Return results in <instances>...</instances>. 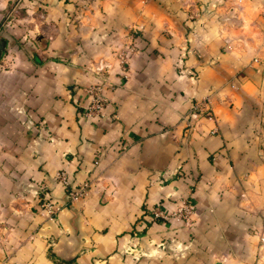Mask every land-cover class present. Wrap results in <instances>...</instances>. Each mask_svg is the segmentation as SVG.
<instances>
[{"label": "crops", "instance_id": "1", "mask_svg": "<svg viewBox=\"0 0 264 264\" xmlns=\"http://www.w3.org/2000/svg\"><path fill=\"white\" fill-rule=\"evenodd\" d=\"M260 7L0 0V264H264L260 66L235 36ZM97 74L108 102L84 118ZM205 95L211 116L190 115ZM60 168L70 185L89 181L83 197L67 200L53 180ZM30 180L60 202L54 218ZM184 198L190 224L151 219Z\"/></svg>", "mask_w": 264, "mask_h": 264}, {"label": "built area", "instance_id": "2", "mask_svg": "<svg viewBox=\"0 0 264 264\" xmlns=\"http://www.w3.org/2000/svg\"><path fill=\"white\" fill-rule=\"evenodd\" d=\"M89 2L90 0H80V5L82 7H86ZM118 58L119 62L123 64L126 58V53L124 51L119 52ZM104 67H106L105 64H103L100 60H98L96 62V65H94V69L98 73H101ZM97 75L99 76V79L96 82L90 83L85 87V91L87 94V104L80 112L81 117L88 118L99 116L101 114L103 106L108 102V97L102 92V88L104 85L103 80L105 78L103 74ZM209 106V96H202L192 103L189 114L193 115L195 112H204L208 117H210L211 114L209 113ZM53 180L64 186V188L66 189L65 196L67 200L70 201L83 197L89 186V181H82L77 185H70L67 174L63 168L55 171V173L53 174ZM27 185L31 193L36 198L38 210L44 212L49 218H54L61 206L58 200H55L48 195L47 184L42 181L30 180ZM193 209L194 206L192 202L188 198H184L180 202H178L176 207L170 212L161 209L159 206L153 207L150 211V217L152 220H165L169 217H172L175 220L182 221L184 224L188 225L190 224L189 216L193 212ZM260 239L262 242H264V237H261ZM160 244V246H164L162 242ZM133 246L134 245L131 244L128 249H135ZM181 249L182 246L179 243H176L173 240L170 241V252L173 256H177Z\"/></svg>", "mask_w": 264, "mask_h": 264}, {"label": "rangeland", "instance_id": "3", "mask_svg": "<svg viewBox=\"0 0 264 264\" xmlns=\"http://www.w3.org/2000/svg\"><path fill=\"white\" fill-rule=\"evenodd\" d=\"M260 3V11L253 18L248 17V22L238 24L235 36L239 35L242 46L257 59L260 66V80L253 97V137L258 145V150L264 159V0H252ZM247 19V17H246Z\"/></svg>", "mask_w": 264, "mask_h": 264}, {"label": "water", "instance_id": "4", "mask_svg": "<svg viewBox=\"0 0 264 264\" xmlns=\"http://www.w3.org/2000/svg\"><path fill=\"white\" fill-rule=\"evenodd\" d=\"M3 46H4V41L0 39V54H1Z\"/></svg>", "mask_w": 264, "mask_h": 264}]
</instances>
